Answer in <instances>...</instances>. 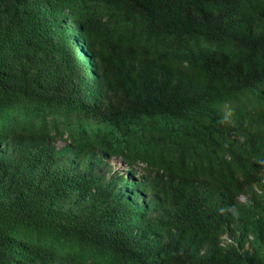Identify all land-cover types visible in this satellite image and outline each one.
Masks as SVG:
<instances>
[{
    "label": "trees",
    "instance_id": "obj_1",
    "mask_svg": "<svg viewBox=\"0 0 264 264\" xmlns=\"http://www.w3.org/2000/svg\"><path fill=\"white\" fill-rule=\"evenodd\" d=\"M0 264H264V0H0Z\"/></svg>",
    "mask_w": 264,
    "mask_h": 264
},
{
    "label": "rangeland",
    "instance_id": "obj_2",
    "mask_svg": "<svg viewBox=\"0 0 264 264\" xmlns=\"http://www.w3.org/2000/svg\"><path fill=\"white\" fill-rule=\"evenodd\" d=\"M113 165L115 168L121 169L122 167H124L123 163H121V161L118 160H113Z\"/></svg>",
    "mask_w": 264,
    "mask_h": 264
},
{
    "label": "clouds",
    "instance_id": "obj_3",
    "mask_svg": "<svg viewBox=\"0 0 264 264\" xmlns=\"http://www.w3.org/2000/svg\"><path fill=\"white\" fill-rule=\"evenodd\" d=\"M123 168V167H122Z\"/></svg>",
    "mask_w": 264,
    "mask_h": 264
}]
</instances>
